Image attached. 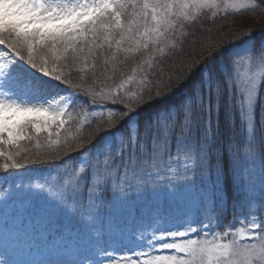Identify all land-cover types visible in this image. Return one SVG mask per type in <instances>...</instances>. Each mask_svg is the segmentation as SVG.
<instances>
[{
    "label": "snow or ice",
    "instance_id": "6c2138e0",
    "mask_svg": "<svg viewBox=\"0 0 264 264\" xmlns=\"http://www.w3.org/2000/svg\"><path fill=\"white\" fill-rule=\"evenodd\" d=\"M258 11L0 0V264H264V29L144 71L202 16Z\"/></svg>",
    "mask_w": 264,
    "mask_h": 264
},
{
    "label": "trees",
    "instance_id": "16d2710c",
    "mask_svg": "<svg viewBox=\"0 0 264 264\" xmlns=\"http://www.w3.org/2000/svg\"><path fill=\"white\" fill-rule=\"evenodd\" d=\"M258 13H264V11H258L255 13H251L248 15H236L232 16L228 19H223V18H216L214 21L210 17H201L200 21L197 23V27L195 29L192 28H187L185 29V35L183 37H180L181 43L177 46V48L173 51H169L168 49L165 50V53L163 55H160L158 53H152V55H156L159 58L156 59L153 63V67L151 69L147 68V66H144V71L145 74H154L155 72H160L163 71V73L166 75L168 69L173 68L181 59H184V56L187 54L189 55L191 52L194 55L193 57L197 58V53L200 52V48L198 46L199 42L204 38L206 35L210 34V38L215 41L218 38H222L223 35H226V29H222V24L226 21H231L234 18L237 17H244V16H252L256 15ZM201 24L203 25V32L201 30ZM211 29V32L209 33L207 29ZM221 28V29H220ZM233 29L236 30L235 33L238 32H243V31H248L251 30L253 34H256L260 32L261 30H255V28H246L243 24V22L236 21L233 25ZM229 30V29H228ZM196 35L197 37V46L195 49L193 48V35ZM235 35V34H234ZM223 36L224 39H229L232 36ZM209 37V36H208ZM149 53H143V54H138L135 59L130 60L125 66H124V72L129 73L131 72V69L136 67L137 65L144 64L145 59L149 56ZM139 79V77H137ZM97 87H100L97 85ZM135 87V86H133ZM179 100V96H173L170 99H166L163 103H174ZM151 111V109H149ZM79 125H77L78 127ZM90 127H95V124H90L86 127L84 131V135L87 133L88 134V128ZM74 156H78L79 153H72Z\"/></svg>",
    "mask_w": 264,
    "mask_h": 264
},
{
    "label": "rangeland",
    "instance_id": "374dc122",
    "mask_svg": "<svg viewBox=\"0 0 264 264\" xmlns=\"http://www.w3.org/2000/svg\"><path fill=\"white\" fill-rule=\"evenodd\" d=\"M236 21L243 22V24H244V26L246 28L248 27V28H251V29L255 28V30H261L264 27V13H258L256 15H252V16L237 17V18H234L231 21L224 22V24H222V26H223L222 29L224 28L227 31L225 33L226 35H223V36L226 37V36H231V35L236 34L235 33L236 30L233 29V25H234V23ZM208 36L210 37V34L206 35L204 38H207ZM223 36H222V38H223ZM204 38H202V40ZM193 56L194 55L192 54V52L189 55L186 54L184 56V60H189V59L195 58ZM85 136H87V133L85 134Z\"/></svg>",
    "mask_w": 264,
    "mask_h": 264
}]
</instances>
